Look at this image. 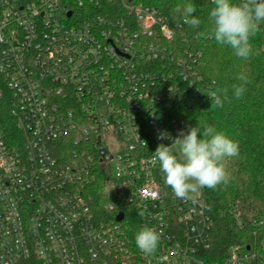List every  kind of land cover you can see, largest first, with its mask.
Instances as JSON below:
<instances>
[{
    "label": "built area",
    "instance_id": "obj_1",
    "mask_svg": "<svg viewBox=\"0 0 264 264\" xmlns=\"http://www.w3.org/2000/svg\"><path fill=\"white\" fill-rule=\"evenodd\" d=\"M195 32L150 0H0V264H203L211 216L153 161L203 99Z\"/></svg>",
    "mask_w": 264,
    "mask_h": 264
},
{
    "label": "trees",
    "instance_id": "obj_2",
    "mask_svg": "<svg viewBox=\"0 0 264 264\" xmlns=\"http://www.w3.org/2000/svg\"><path fill=\"white\" fill-rule=\"evenodd\" d=\"M187 3L196 8L194 13L201 20L196 27L195 45L201 58L195 66L204 83L202 101L190 97L180 103L178 111L181 130L190 126L202 130L213 126L239 144V155L225 160L230 174L227 185L215 189L204 188L197 199L211 216L213 231L211 248L198 257L203 264H225L228 248H249L253 258L250 264H261L264 257V25L250 38L253 53L248 59L238 58L233 50L218 44L210 37L212 28L209 14L214 7L210 0H150L165 21L171 26L182 20V9ZM248 77L246 91L235 98L233 85L241 82L239 75ZM221 92L222 107L211 108L208 95ZM202 138V133H198ZM21 264H39L34 259Z\"/></svg>",
    "mask_w": 264,
    "mask_h": 264
},
{
    "label": "clouds",
    "instance_id": "obj_3",
    "mask_svg": "<svg viewBox=\"0 0 264 264\" xmlns=\"http://www.w3.org/2000/svg\"><path fill=\"white\" fill-rule=\"evenodd\" d=\"M212 3L210 37L218 44L230 47L238 58L248 59L253 53L250 38L264 24V0H212ZM177 11L182 13L184 24L190 27L201 24L194 15L196 8L192 3ZM237 79L241 83L233 85V93L240 99L249 81L243 74ZM222 91L226 92L218 89L208 95L212 101L211 108L223 106ZM198 133H202V138ZM165 136L167 133H162L159 138ZM239 152L238 142L215 127L206 126L202 130L198 126H190L186 132L181 130L170 146L158 145L153 161L159 162L165 182L176 198L195 202L196 194L202 189H215L229 183L230 174L224 162L227 158L237 157ZM135 242L141 252L151 255L159 245L160 234L144 225L136 233Z\"/></svg>",
    "mask_w": 264,
    "mask_h": 264
},
{
    "label": "rangeland",
    "instance_id": "obj_4",
    "mask_svg": "<svg viewBox=\"0 0 264 264\" xmlns=\"http://www.w3.org/2000/svg\"><path fill=\"white\" fill-rule=\"evenodd\" d=\"M166 146H170V145H166ZM177 148H178V146H177ZM173 151L175 152L176 148H174ZM110 175L113 177L112 173ZM161 177H162V181H163L162 185H163L164 192L172 193L173 191H172L171 187L169 185H167L166 182H165V176H164L163 171H162V176ZM197 197H198V193L196 194V199H197Z\"/></svg>",
    "mask_w": 264,
    "mask_h": 264
},
{
    "label": "water",
    "instance_id": "obj_5",
    "mask_svg": "<svg viewBox=\"0 0 264 264\" xmlns=\"http://www.w3.org/2000/svg\"><path fill=\"white\" fill-rule=\"evenodd\" d=\"M119 220H121V216H119ZM249 248H247V250H248Z\"/></svg>",
    "mask_w": 264,
    "mask_h": 264
}]
</instances>
